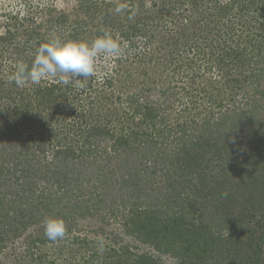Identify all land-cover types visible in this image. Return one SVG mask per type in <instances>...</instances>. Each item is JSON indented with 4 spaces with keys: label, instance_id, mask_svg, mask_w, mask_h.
I'll use <instances>...</instances> for the list:
<instances>
[{
    "label": "trees",
    "instance_id": "16d2710c",
    "mask_svg": "<svg viewBox=\"0 0 264 264\" xmlns=\"http://www.w3.org/2000/svg\"><path fill=\"white\" fill-rule=\"evenodd\" d=\"M22 9L0 10V264H68L38 247L58 241L45 220L98 214L182 264H264V0ZM105 33L128 42L126 55L97 58L84 89L82 77L12 79L53 38ZM66 235L85 251L71 264H163Z\"/></svg>",
    "mask_w": 264,
    "mask_h": 264
},
{
    "label": "clouds",
    "instance_id": "9594fccd",
    "mask_svg": "<svg viewBox=\"0 0 264 264\" xmlns=\"http://www.w3.org/2000/svg\"><path fill=\"white\" fill-rule=\"evenodd\" d=\"M125 7L119 4L115 12L120 13ZM129 19H132L131 15ZM101 54L120 58L126 55V46L122 47L110 33L90 43L56 37L38 47L31 67L24 62L17 63L12 79L18 84L26 81L39 84L43 79L51 78L68 85L74 78L82 77L84 81L79 86L84 89L87 79L96 73V60ZM44 231L47 239L55 242L65 237L66 226L62 219L49 217L44 222Z\"/></svg>",
    "mask_w": 264,
    "mask_h": 264
},
{
    "label": "rangeland",
    "instance_id": "374dc122",
    "mask_svg": "<svg viewBox=\"0 0 264 264\" xmlns=\"http://www.w3.org/2000/svg\"><path fill=\"white\" fill-rule=\"evenodd\" d=\"M76 0H0V10H11L14 12H20L23 11V7L26 4H31L32 6L36 7V6H41V7H46L47 5L52 4L53 6H56L57 9L60 10H69L72 7H74ZM39 9H37L38 11ZM26 11V10H25ZM111 12H113L111 10ZM113 13H117V12H113ZM132 43H138V41H136V39L129 41ZM121 44L122 47H127V41H120L119 42ZM142 47V46H141ZM128 55L133 54L132 50H130V52L128 51ZM100 56H103V54H101ZM100 56L98 58H100ZM106 56V60H105V64L106 66H110L109 65V60L108 58H112V56ZM131 58L134 57L133 55L130 56ZM143 60L142 59V65L143 64ZM136 60H134L135 62ZM99 62V59L96 61ZM153 60L151 61V63H145L144 65V70H147V72H150V69L153 65ZM104 64V66H105ZM97 72H101L102 71V67L100 66V64H98L97 66ZM22 84H28V82L22 83ZM151 86V85H149ZM263 103V102H260ZM262 110V109H259ZM264 111V110H262ZM201 117L197 118V122L199 123V121H201L200 119ZM202 122V121H201ZM209 123L211 124V121L209 120ZM212 125V124H211ZM218 132V131H216ZM116 206V210L120 211V218L121 219L124 216V212L121 209V204L119 205H115ZM122 212V213H121ZM100 216L98 215H94V216H85L83 218H79L75 216V222H69V219H67V221H63L65 223L66 226V233H68L69 231H71L72 234H78L79 236H81L82 238H86L88 239V242L90 243V247H96V248H102L105 244L108 246H113L114 248L117 249L119 246H121L122 244H127L128 246H130L131 248H134V251L137 253H148L151 254L153 257L159 258L161 260V262L163 264H182L180 262L179 259L175 258L174 256L171 255H167L164 254L162 252H158L157 250L153 249L152 247L148 246V245H144L141 242H139L138 240H135L132 237H129L127 235H125L123 233V231L121 229H119V224L116 223L115 220L113 219H109V222L106 221H101L100 220ZM115 221V222H113ZM118 225V226H117ZM121 228V227H120ZM33 231H36V228H28L26 229L25 234L28 235L31 234ZM93 232L96 233V235L93 234ZM105 233V235L102 233ZM101 234L102 236L99 237L98 234ZM67 236V235H65ZM24 237V236H21ZM19 238V240L21 241L23 238ZM60 241V240H58ZM55 244H43V245H39L38 247L45 250V252L47 251V256H48V260H52L54 258H59V260L61 262H66L68 264L72 263V256L75 255L76 252H85L84 250H78V247H71L68 244H66V242H58ZM94 242V243H93ZM114 243V244H113ZM104 244V245H102ZM60 245V247L58 246ZM16 248L19 246L18 243H15ZM86 249V248H85ZM102 250V249H101ZM57 253L60 254V256H57ZM219 255V254H218ZM66 256H69V261L67 259H64ZM212 259H216L218 260L217 255L216 256H212V254H210L209 256ZM220 258V255H219ZM211 259V260H212ZM59 261V262H60ZM68 261V262H67Z\"/></svg>",
    "mask_w": 264,
    "mask_h": 264
}]
</instances>
